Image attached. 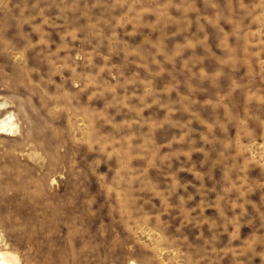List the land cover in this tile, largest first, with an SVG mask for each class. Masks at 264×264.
I'll return each instance as SVG.
<instances>
[{"label": "rangeland", "instance_id": "rangeland-1", "mask_svg": "<svg viewBox=\"0 0 264 264\" xmlns=\"http://www.w3.org/2000/svg\"><path fill=\"white\" fill-rule=\"evenodd\" d=\"M0 254L264 264V0H0Z\"/></svg>", "mask_w": 264, "mask_h": 264}, {"label": "bare ground", "instance_id": "bare-ground-1", "mask_svg": "<svg viewBox=\"0 0 264 264\" xmlns=\"http://www.w3.org/2000/svg\"><path fill=\"white\" fill-rule=\"evenodd\" d=\"M0 257H2V260L0 261V264H8V263H6L4 254H0Z\"/></svg>", "mask_w": 264, "mask_h": 264}]
</instances>
